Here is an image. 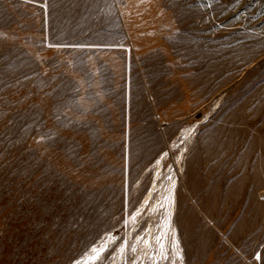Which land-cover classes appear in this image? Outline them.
Here are the masks:
<instances>
[{
  "label": "rangeland",
  "instance_id": "1",
  "mask_svg": "<svg viewBox=\"0 0 264 264\" xmlns=\"http://www.w3.org/2000/svg\"><path fill=\"white\" fill-rule=\"evenodd\" d=\"M0 34V264H73L114 228L96 264L125 237L131 264L149 226L159 264H264V0H0ZM164 151V207L125 228Z\"/></svg>",
  "mask_w": 264,
  "mask_h": 264
},
{
  "label": "snow or ice",
  "instance_id": "2",
  "mask_svg": "<svg viewBox=\"0 0 264 264\" xmlns=\"http://www.w3.org/2000/svg\"><path fill=\"white\" fill-rule=\"evenodd\" d=\"M44 6V5H42ZM239 19V17H237ZM0 36H5V34H0ZM49 47H53V45L49 44ZM56 47H67V45H56ZM73 47H83L82 45H75ZM59 119V117H57ZM46 139H51L50 136L48 135H41L36 138V143L37 144H42ZM181 144H183V138L179 140V142H174L171 146L173 150H181ZM182 151V150H181ZM169 156L168 151H164L160 157L155 161V164L153 165L154 168L160 167L163 163V161ZM177 162H179V158H177ZM167 170L169 173H172V166L167 165ZM174 174V173H173ZM157 178L160 177V173H156ZM167 180L172 181V174L167 175L165 177ZM155 187V185H153ZM175 187V182H172V188ZM169 192H171V188L169 189ZM153 198V192L151 190L148 191L147 197L143 200V203L140 204V207H135V202L133 203V208L134 211L130 214L126 212V218L123 221V226L125 228L128 227L129 223H131L134 227L137 226V220L139 217L142 216V214L145 212V210L149 212H155L157 207L163 208L164 205L161 204L159 201L156 202V205L149 207V201L152 200ZM168 201V208L170 209L172 207V198L169 195L166 197ZM264 199V197H262ZM126 207H127V201H126ZM167 211V210H166ZM171 211L167 212L166 220L169 222L171 221ZM116 231L114 228L112 231H107L104 233L102 237L99 238L96 242H94L90 248L82 255L80 259H77L73 262V264H96L97 261H101L103 258L104 253L109 252V249L112 245L116 244L118 240H121L122 238L120 236H115L112 233ZM151 232V226L149 228L145 229L142 234H139L136 236V242L131 244L130 246V251L131 253L135 254L134 257L132 258L131 264H138V261L142 259L143 256H148V252L141 251L138 253L137 250V244L140 242H143L145 247L149 249L151 252V259L153 260V264H159V259H157V255L159 256L160 259L167 260L169 258L168 250L165 248L162 240L165 239L166 237L161 234L155 237V243L158 245L159 251L157 254V251L153 249L152 244L150 243V239H144L146 235L150 236ZM171 249L174 255L181 260L183 259L181 255V250L179 246V241L176 240L175 238V232L173 231V239L171 243ZM129 250V243H128V238L125 237L122 240V243L119 245L118 248H116L114 253H111V258L115 260L116 256L119 255L123 260L124 264H127V259H125V253L126 251ZM257 260L260 259L259 253L256 254L255 257Z\"/></svg>",
  "mask_w": 264,
  "mask_h": 264
},
{
  "label": "bare ground",
  "instance_id": "3",
  "mask_svg": "<svg viewBox=\"0 0 264 264\" xmlns=\"http://www.w3.org/2000/svg\"><path fill=\"white\" fill-rule=\"evenodd\" d=\"M157 172H161V166L160 167H157L156 168V173ZM156 173H155V177H154V181H153V184H152V186H151V188H150V190L153 192V195L156 193V192H160L158 195H161V193H162V184H160V183H158V178H157V175H156ZM153 185H155V187H153ZM171 188V192H169V189ZM174 189L175 188H172V187H167V189H166V191L168 192V195L167 196H171V198H172V207L169 209V208H167L168 210L167 211H171V213H172V215H173V211H174V204H175V193H174ZM147 195H148V193H147ZM147 195H146V197H147ZM145 197V198H146ZM144 198V199H145ZM158 200H150L149 201V207H152V206H154V205H156V202H157ZM142 203H143V201H142ZM141 203V204H142ZM163 203V202H162ZM167 203H168V201H167ZM168 205V204H167ZM165 207H167V206H165ZM158 208V207H157ZM157 208H156V210H157ZM166 209V208H165ZM146 212V211H145ZM149 212V211H148ZM156 212V211H155ZM150 213H153V212H150ZM172 215H171V217H172ZM163 217H165L166 218V216H163ZM167 226H170V227H172L171 226V221H170V225L169 224H167ZM167 228V227H166ZM173 231H174V228H173ZM170 234V233H169ZM172 234H173V232H172Z\"/></svg>",
  "mask_w": 264,
  "mask_h": 264
}]
</instances>
